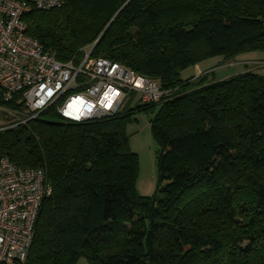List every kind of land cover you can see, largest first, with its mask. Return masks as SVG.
Wrapping results in <instances>:
<instances>
[{
  "label": "trees",
  "instance_id": "trees-1",
  "mask_svg": "<svg viewBox=\"0 0 264 264\" xmlns=\"http://www.w3.org/2000/svg\"><path fill=\"white\" fill-rule=\"evenodd\" d=\"M24 21L60 61L95 44L93 56L167 94L83 122L52 106L0 130V156L44 168L52 186L19 264H264V74L181 77L214 57L264 51V0H66ZM138 109L155 111L153 196L137 191L128 142Z\"/></svg>",
  "mask_w": 264,
  "mask_h": 264
},
{
  "label": "built area",
  "instance_id": "built-area-1",
  "mask_svg": "<svg viewBox=\"0 0 264 264\" xmlns=\"http://www.w3.org/2000/svg\"><path fill=\"white\" fill-rule=\"evenodd\" d=\"M66 0H0V130L27 124L55 107L67 121L107 118L137 99L161 101L167 91L158 80L107 57L60 61L27 33L24 17L33 9L59 8ZM15 99V106L6 102ZM52 193L44 168H22L0 156V264L26 261L40 206Z\"/></svg>",
  "mask_w": 264,
  "mask_h": 264
},
{
  "label": "rangeland",
  "instance_id": "rangeland-1",
  "mask_svg": "<svg viewBox=\"0 0 264 264\" xmlns=\"http://www.w3.org/2000/svg\"><path fill=\"white\" fill-rule=\"evenodd\" d=\"M92 46L93 45L85 46L81 50H90ZM239 56L252 59L264 58V51L252 50L244 52L231 59H225L223 57V59L220 60L221 56L214 57V59L212 58V60L209 61V64L213 65L208 68L205 67L206 69H202V71L198 73V76L207 74L210 76V74H215L216 71L224 69H227L228 71H238L236 70L237 67H244V69L257 71V73H262L264 71V60L238 59ZM193 76L192 68L185 69L181 72V77L183 79L191 78ZM136 103H138L137 99L132 102V106ZM154 115L155 111L152 112L146 109L135 110L132 113L126 128L130 148L136 153L139 161V172L136 180L137 191L145 196H153L158 187L157 144L153 138L150 124ZM6 120L7 116L0 112V122L3 123ZM77 264H89V262L85 257H81Z\"/></svg>",
  "mask_w": 264,
  "mask_h": 264
},
{
  "label": "crops",
  "instance_id": "crops-1",
  "mask_svg": "<svg viewBox=\"0 0 264 264\" xmlns=\"http://www.w3.org/2000/svg\"><path fill=\"white\" fill-rule=\"evenodd\" d=\"M242 56V55H241ZM214 59V58H213ZM223 59V57H221L220 58V60H222ZM238 59H249V60H264V58H244V57H240L239 56V58ZM212 59H209V60H206V61H204V62H202V63H199V64H197V65H195V66H192V67H190V68H192V71H193V75H194V77L195 76H198V73L200 72V71H202V69H204L205 67L206 68H208L209 66H211V65H213V64H209V61H211ZM219 60V61H220ZM218 62V61H217ZM216 62V63H217ZM208 65V66H207ZM205 68V69H206ZM236 70H238V71H228L227 69H224V70H221V71H216L215 72V76H216V78L217 79H225V78H228V77H230V76H233V75H236V74H239V73H242V72H245V71H247V70H250V69H244V67H237L236 68ZM257 72V71H256ZM261 74H264V71L261 73Z\"/></svg>",
  "mask_w": 264,
  "mask_h": 264
},
{
  "label": "water",
  "instance_id": "water-1",
  "mask_svg": "<svg viewBox=\"0 0 264 264\" xmlns=\"http://www.w3.org/2000/svg\"><path fill=\"white\" fill-rule=\"evenodd\" d=\"M95 45V44H94Z\"/></svg>",
  "mask_w": 264,
  "mask_h": 264
}]
</instances>
